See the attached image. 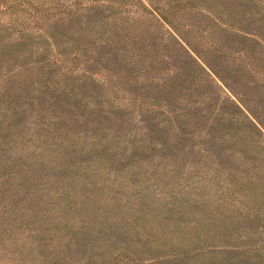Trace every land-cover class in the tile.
Masks as SVG:
<instances>
[{"label":"rangeland","instance_id":"1","mask_svg":"<svg viewBox=\"0 0 264 264\" xmlns=\"http://www.w3.org/2000/svg\"><path fill=\"white\" fill-rule=\"evenodd\" d=\"M0 4V78L15 67L28 71L49 62L43 72L32 69L45 72L46 83L40 82H51L42 87L48 95L62 85L76 93L62 101L61 113L57 109V122L64 125L56 130L60 137L43 143L15 125L21 134L12 140L13 132L0 127V264H264V196L239 193L251 179L264 190V179L256 170L238 171L252 155L264 161V126L255 117L264 112V23L258 20L264 21V0ZM120 6L138 10L139 17L114 13ZM205 6L211 15L205 16ZM57 11L63 19L58 26L51 21ZM247 12H256L248 22ZM124 26L129 33L122 41L106 46L103 35ZM44 28L52 35L43 34ZM177 39L192 55L216 62L231 88L224 91L244 114L228 121L230 109H238L229 98H216L204 103L198 118H186L188 132H179L174 122H182V105L166 101V83L191 85L188 95L194 97L201 86L166 67L180 63L174 57L181 49ZM211 47L226 51L217 54ZM107 50L133 54L137 65L143 54L155 56L162 67L154 75L122 70L111 76L104 66ZM87 53L97 57V67L89 65ZM73 55L80 57L77 63ZM30 88L26 94L35 95ZM8 101L0 99V109L13 114L9 105L15 111L27 105L28 117L27 107L35 104ZM215 114L221 121L210 125ZM206 126L218 129L205 136ZM255 144L263 147L259 153Z\"/></svg>","mask_w":264,"mask_h":264},{"label":"trees","instance_id":"2","mask_svg":"<svg viewBox=\"0 0 264 264\" xmlns=\"http://www.w3.org/2000/svg\"><path fill=\"white\" fill-rule=\"evenodd\" d=\"M32 3L34 4H39L40 2H43L44 0H30ZM210 1V0H208ZM224 1L226 2H233L235 0H220L221 3H223ZM239 2L242 1L243 3H247L249 1L252 0H238ZM2 6V4H0V7ZM4 7H7V4H4ZM122 8L120 9H116V7L114 8L115 10L113 11L114 13L117 14L118 10L122 11L123 16L126 18V14H127V18H138L139 16V11L133 8H125L123 6H120ZM89 9H93V7L90 6ZM56 9H54L53 11H55ZM203 12L205 13V16H209L211 15V9L208 6H205L202 8ZM119 13V12H118ZM149 13L150 16L153 18H157L154 13H152L151 9H149ZM256 12H247V15L245 16V20L248 22L251 18V15H255ZM48 15H50V17H52L51 13H48ZM63 15V14H62ZM142 16H140L141 18ZM60 18V19H59ZM235 20H237L234 17ZM233 19V20H234ZM53 20V22L55 23L56 26L60 25V23L63 22L62 16L59 13V11L54 12L53 17L51 18V21ZM217 20V19H215ZM261 21V23H264L263 20H261L260 18L258 19ZM58 23V24H57ZM50 26L55 27L53 24H50ZM218 27H220V25H216ZM210 28L213 29V26H211ZM121 30V31H120ZM150 30L152 31V29L150 28ZM116 32H118L117 34H112L110 33L109 35H103L104 38L102 39V41H105L106 46L109 45L110 40H115V43H120L122 41V35L123 34H127L129 33V28L127 29L125 26L124 27H120L119 29L115 30ZM203 33V30L201 31ZM43 34H45L47 37L51 36V32L48 29H43L42 31ZM101 33V32H100ZM252 33H256V32H252ZM102 34V33H101ZM259 34V33H258ZM240 36V35H237ZM99 37V36H97ZM102 37V35H101ZM261 37V41L264 40V36H260ZM210 40V38H209ZM208 40V41H209ZM197 41V40H196ZM177 43L178 45L181 47L180 52L175 54L174 57H176V59L180 60V63L178 64H169L167 63V68H172V70H176L175 76L181 78H186L188 77L187 81L189 82H193L194 84V80L195 82H198L201 86V88L197 87L196 90V94L195 97L194 95L191 96L188 95L189 93H191V90L193 89V86L188 85V86H184L181 84H175L172 83H166L168 86L167 91V99L166 101L172 104L178 103L179 105L182 106H178L177 110H178V114H180L181 118L180 120H182V122H174L177 125H174L179 132H188V127H186V125L188 124V122L190 123L191 120H187L188 118H198L199 115H201V112L204 111V103L206 102L207 104H210V100L213 99H222V101H224L226 98H229V101L231 100V98L226 94V92L224 91L225 89L223 88L226 87V89L228 91L231 90V88L227 85V83L224 82V80L222 79L223 76L220 75L217 71V68H215V66L217 64H215L216 62H211V60H209L208 58H206L203 53L201 54H197L196 55H192V53H190L177 39ZM208 45V44H207ZM210 45V44H209ZM210 50L212 52H216L217 54H224L226 50H220L217 48V50H213L212 47L210 48ZM244 52V50H243ZM87 56L92 58V61L90 62L91 64L89 65H93L97 67V57H93V54L87 53ZM103 57L105 59V68L106 70L110 71V75L113 76L115 73L119 72V71H126L129 74L131 73H144L143 71H146L145 73H149V72H153L152 75L158 73L156 70H160V67H162L161 65H159V61L157 60V58L152 56V59L149 55L147 54H143L142 55V61L140 64H136V60L133 59L135 58V55L133 54H126V53H111L108 50L103 54ZM165 60V62H168L169 58L162 56ZM74 60V63H77V61H79L80 57L73 55L72 57ZM95 63V64H93ZM41 65L35 64L34 66H29V70L28 71H24L23 69H21L20 67H15L14 69H10V70H6L4 73L1 74V81H0V99L3 100L4 98H6V100H11L14 102V99L17 98V100H21V101H30L33 100L35 101V104L32 106V104H30V107H27V111H28V116H26V112H25V108L27 105H20L19 104V109L18 111H15L14 108L9 105L10 110L13 112V114H11L6 108L5 106H3L0 109V127H5L7 132L12 131L13 133H9V137L12 140H15V136L17 134H21V132H18L20 129L17 128V131L15 132V125L16 127H22L25 126L27 128V130H29L30 132L35 133L36 135L41 136V140H43L44 143V139L47 138L48 140H51L52 138H57L60 137L59 135L61 134L60 131L56 132V130L59 128L64 127L63 124H60L61 122H57V117L58 112L61 113L63 110L61 109L62 104L66 103L67 101H71L72 98H74L76 96L75 91H73L72 89H66L65 85H62L61 88H59L58 86L51 85V88H53V92L51 91L50 95L49 92L46 91V89L42 88L44 86H48L51 84V82H49V84H42L40 81L42 79H45V83H46V78L45 77V72H43V68H45L46 66L49 65V62H41ZM136 64V66H135ZM32 65V64H29ZM38 66V71L39 73H34L32 71V69H34V67ZM160 66V67H159ZM178 71V73H177ZM212 74H214L220 81H222L223 83H219L217 82V79H214ZM151 75V76H152ZM187 76V77H186ZM112 78V77H111ZM57 80H60V78H58ZM174 80L176 82V78L174 77ZM156 81H159V79H157ZM155 81V82H156ZM185 81V80H181ZM110 82H107L105 84H109ZM192 84V83H191ZM203 85V86H202ZM31 87L29 90V92L31 94H35V95H27L26 93L28 91H26L27 88ZM36 91V92H35ZM166 91H163L164 93ZM46 92V93H45ZM143 92V90L141 91ZM221 93V94H220ZM44 95L48 96V100L46 101H42V97ZM141 96L143 94H140ZM188 95V96H187ZM40 100H37V98H40ZM6 102L9 104H12V102ZM62 101H64V103H62ZM232 101V100H231ZM18 103V101L16 102ZM76 103V102H75ZM140 103H141V97H140ZM206 104V108L209 106ZM232 104L238 109L239 112L234 111V109H230L231 114L229 115V119L228 121H235V117H239V114H241V110L240 107H238L239 105L236 102L232 101ZM55 106V107H54ZM175 106V105H174ZM34 107V108H33ZM54 107V108H53ZM10 113V115H9ZM174 113V112H173ZM238 113V114H237ZM243 113V112H242ZM199 114V115H198ZM244 114V113H243ZM33 116V117H32ZM80 115H78V113H75V117H78ZM258 116L260 118L256 117V121L258 123H260L262 126H264V112H261V110L258 111ZM175 117V115L173 116ZM187 118V119H186ZM209 117H207L208 119ZM210 118H213L210 120V125L214 124V123H218L219 120L221 121V117L219 118V116H217V114L211 116ZM81 121V119H79ZM185 120H187L188 122L186 123ZM223 120V119H222ZM232 124V122H229ZM14 124V125H12ZM11 125V126H10ZM102 131L106 132V128H104L103 124H100L97 122L96 124ZM251 125L255 128V130L259 131L258 126L256 125V123H253L251 121ZM61 126V127H60ZM257 126V127H256ZM217 126H206V128H202L201 131L205 136H208L212 131L211 130H216L218 128H216ZM43 129L45 132H38V129ZM107 128H111V126L108 124ZM221 128V127H220ZM89 130V129H88ZM96 130H98L96 128ZM15 132V133H14ZM66 132V131H65ZM64 132V133H65ZM16 134V135H15ZM67 134H69V132H67ZM260 134V131H259ZM48 135V136H47ZM28 136V134L26 135ZM261 136H263V140H264V134H261ZM223 137L222 134H220V136L218 138H220L219 142H221V138ZM22 139V138H21ZM74 142H78V140L76 138L71 139ZM256 141V139H255ZM257 147L256 150L257 152L255 153H259V151L262 150L263 147H261L260 145L255 144ZM255 151V149H254ZM253 151V153H254ZM257 156V155H255ZM255 156L252 155L249 158H251L246 165L245 164H241L240 165V169L238 170L239 172H242L244 169L247 170H252L255 174V170L256 173L259 174L260 177H262L264 179V161H262L261 159L258 160V162L255 159ZM237 162V160L235 161ZM244 163V162H242ZM250 176V175H249ZM242 184H245L242 186ZM241 184V188H240V194H242L243 196H245V198L247 199H251L252 197L259 195L261 198L264 196V190L260 189L257 190L255 187V180L252 181L251 180H245L243 181ZM19 188V187H17Z\"/></svg>","mask_w":264,"mask_h":264}]
</instances>
